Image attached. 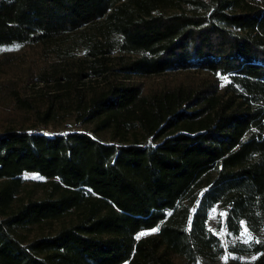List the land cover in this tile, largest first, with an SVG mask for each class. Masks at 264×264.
Instances as JSON below:
<instances>
[{
    "label": "trees",
    "instance_id": "1",
    "mask_svg": "<svg viewBox=\"0 0 264 264\" xmlns=\"http://www.w3.org/2000/svg\"><path fill=\"white\" fill-rule=\"evenodd\" d=\"M6 48L86 63L9 93L36 124L0 128V264H264V241L208 228L220 207L228 233L264 231V0H0ZM62 113L93 132L35 130Z\"/></svg>",
    "mask_w": 264,
    "mask_h": 264
},
{
    "label": "rangeland",
    "instance_id": "2",
    "mask_svg": "<svg viewBox=\"0 0 264 264\" xmlns=\"http://www.w3.org/2000/svg\"><path fill=\"white\" fill-rule=\"evenodd\" d=\"M39 49H26L15 52L13 49H0V128L9 125H17L23 127H33L36 124L31 114L18 112L14 109L9 100L11 90H17L22 95L30 98L44 96L50 91L53 93L54 85L49 87L39 82L40 75L44 72L54 73L55 70L60 71L63 67L78 70V65L83 60L82 54L78 53L73 60L69 62H58L51 55L43 59ZM112 60V59H111ZM194 77L193 74L187 72L171 73L163 76H154L148 78H131L130 82L142 86L145 92L159 90L161 88L173 87L180 82H187ZM93 80L85 79L87 85L93 84ZM37 131L54 133H67L72 131L93 132L92 124H79L75 121V117L70 114L62 113L57 119L47 125H37L34 127ZM102 140L109 142L110 137L107 133L98 135ZM29 188L36 184H42L41 177L36 175L25 176ZM41 191H37V196L41 195ZM224 212L220 207H214L209 212L208 228L220 236L226 245H234L237 243H246L251 239L264 241V231L255 235H250L245 229L239 234L228 233L224 225ZM58 224L55 225V228ZM33 230V229H32ZM154 231L144 232L141 236L153 234ZM35 231L29 233L30 237L35 235ZM250 237V238H249ZM258 255H240L228 254L218 260L208 261L201 260L197 264H256Z\"/></svg>",
    "mask_w": 264,
    "mask_h": 264
},
{
    "label": "snow or ice",
    "instance_id": "3",
    "mask_svg": "<svg viewBox=\"0 0 264 264\" xmlns=\"http://www.w3.org/2000/svg\"><path fill=\"white\" fill-rule=\"evenodd\" d=\"M140 235H143V233H141ZM140 237H139V235L137 236V239H139ZM250 238V237H249Z\"/></svg>",
    "mask_w": 264,
    "mask_h": 264
}]
</instances>
